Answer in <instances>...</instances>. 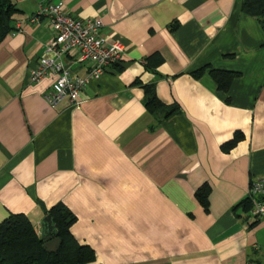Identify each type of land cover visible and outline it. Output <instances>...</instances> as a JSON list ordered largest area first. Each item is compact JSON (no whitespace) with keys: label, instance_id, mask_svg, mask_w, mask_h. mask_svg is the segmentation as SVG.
Here are the masks:
<instances>
[{"label":"crops","instance_id":"0c3cea01","mask_svg":"<svg viewBox=\"0 0 264 264\" xmlns=\"http://www.w3.org/2000/svg\"><path fill=\"white\" fill-rule=\"evenodd\" d=\"M15 3L17 30L0 45V224L23 214L42 236L47 211L63 204L74 237L96 252L89 264H259L264 219L252 226L234 211L264 176V30L243 0ZM58 3L74 19H101L108 43L126 47L79 108L46 101L53 79L30 82L54 38L46 19L30 18ZM154 56L162 62L150 66ZM66 63L81 76L89 68ZM210 70L240 76L226 93ZM149 84L180 107L154 131ZM205 184L208 211L196 198Z\"/></svg>","mask_w":264,"mask_h":264},{"label":"trees","instance_id":"16d2710c","mask_svg":"<svg viewBox=\"0 0 264 264\" xmlns=\"http://www.w3.org/2000/svg\"><path fill=\"white\" fill-rule=\"evenodd\" d=\"M19 12L15 0H0V45L12 33L16 32L14 18ZM242 12L259 21L264 30V0H243ZM162 62L158 56L148 59L151 62ZM155 63V62H154ZM206 68L195 73L201 78ZM220 91L229 92L235 78L239 73L210 70ZM135 84L139 85L140 82ZM144 90V105L155 118L151 126L154 131L162 121L167 120L180 112L178 105H166L158 95L155 84L142 85ZM242 135L235 137L223 146L225 151L232 150L241 140ZM209 185H203L197 192L196 198L206 211L209 210ZM242 208L249 214L253 208L251 198L247 197L237 205L234 211ZM51 216L56 229L55 236H41L27 216L14 214L0 224V264H89L96 259V252L89 246L80 244L72 234L71 228L77 222L74 213L65 205L58 204L47 211ZM258 223H251L252 226Z\"/></svg>","mask_w":264,"mask_h":264},{"label":"built area","instance_id":"2783aa9c","mask_svg":"<svg viewBox=\"0 0 264 264\" xmlns=\"http://www.w3.org/2000/svg\"><path fill=\"white\" fill-rule=\"evenodd\" d=\"M46 19L54 38L46 46L38 66L30 74V82L39 83L46 78L53 79L46 101L56 106L68 98L73 107L82 104L81 96L92 79H99L112 66L123 59L126 47L122 42L108 43L101 34V19L77 20L64 8L62 3L40 6L30 18L31 23ZM72 59L77 64L89 63L85 75L72 71L66 63ZM249 198L253 208L249 221L259 223L264 219V176L256 179L250 187ZM259 249V246H255ZM259 264H264V258Z\"/></svg>","mask_w":264,"mask_h":264},{"label":"water","instance_id":"95a60500","mask_svg":"<svg viewBox=\"0 0 264 264\" xmlns=\"http://www.w3.org/2000/svg\"><path fill=\"white\" fill-rule=\"evenodd\" d=\"M42 236H55L56 235V229H55V226L53 224V220H52V217L49 215V216H46L43 220V223H42Z\"/></svg>","mask_w":264,"mask_h":264}]
</instances>
